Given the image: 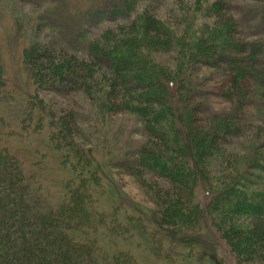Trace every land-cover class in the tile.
Segmentation results:
<instances>
[{
    "label": "trees",
    "instance_id": "1",
    "mask_svg": "<svg viewBox=\"0 0 264 264\" xmlns=\"http://www.w3.org/2000/svg\"><path fill=\"white\" fill-rule=\"evenodd\" d=\"M20 1L47 6L27 32L15 20L23 96L5 90L0 54V264H138V251L224 264L221 250L229 264H264V0H193L197 14L176 1L167 20L166 0H100L76 14L59 0ZM214 90L226 108L208 104ZM42 91L80 92L97 122L133 115L143 140L97 160L102 148L83 142L89 124L73 110L56 116ZM25 141L41 159L60 156L58 177L18 153ZM110 169L152 207L118 191Z\"/></svg>",
    "mask_w": 264,
    "mask_h": 264
},
{
    "label": "rangeland",
    "instance_id": "2",
    "mask_svg": "<svg viewBox=\"0 0 264 264\" xmlns=\"http://www.w3.org/2000/svg\"><path fill=\"white\" fill-rule=\"evenodd\" d=\"M52 1L54 0H49L48 2L50 3ZM99 1L100 0H59L58 2H54L62 5L67 14H76L79 12L78 10H82L81 8L84 6L90 10L95 9ZM176 1L183 4V6H185L184 10H187L190 14H197L194 12L196 9L193 7V0H166L162 5L158 6V15L162 19L167 20L168 13L171 8H177L175 5ZM94 2H97L96 7L91 6ZM235 2L240 3L241 0H235ZM46 6L47 4L45 3L34 5L33 3L23 2L20 0H0V54L6 79L5 90L10 92L12 96L21 97L24 95L26 90H31L28 76L25 69L21 65V50L25 45V38L18 33L15 20H19L22 27L25 28L23 31L27 32L28 29L24 25L25 19L29 18L26 26H32L31 24L33 21L31 18H37ZM253 17L255 18L254 14ZM200 19L201 18L198 20ZM118 22H122V19L114 21L109 20L104 23L105 25L109 24L112 26ZM40 26H42L43 30L39 33V37H42L43 33H46V37L48 36L47 34L52 36L53 33L46 30L45 25ZM65 28L68 29V27ZM60 30H62V27H60ZM254 31H257L256 28H254ZM92 32H95V28L92 29ZM153 55L155 58L159 59L168 58V56L163 53H154ZM218 82L219 80L217 79V83H212L216 86L218 85ZM215 92L216 93L209 95L210 98L208 99V104L215 110L226 108L227 104L225 101L220 98L217 91ZM40 94L43 96L46 105L53 108L56 116H59L63 111L73 110L80 119L79 121L81 126L86 125L82 122H87L89 124L83 127V142L85 144L92 145L98 144L99 148L97 149L102 148L100 151L103 153L97 154L95 157L97 160H100L102 156L103 159L106 160V155L104 153L105 150L107 153H111L116 156V154L118 155L121 150H124V152L131 151L143 140L139 123L133 115L128 113L116 114L106 118L105 121L100 120L99 122L98 120L97 122L92 102L80 92H74L64 97L45 91L40 92ZM89 137L91 138L88 139ZM26 142L27 141H25L24 145H21L22 143H20L21 147L18 149V153L22 152L24 156L27 155L29 157H31V154L34 159H41L40 153H37V151L33 148H30L28 151H24ZM56 157L53 156L51 149H49V154H44L41 159V168L43 167V161L46 162L42 171L44 179L47 181L53 180L55 177L60 175L58 172L59 168L53 164V158ZM110 174L112 175L111 178L114 179V183L118 191L122 192L125 197H128L131 202H135L134 204H142V206L146 205L152 207L151 202L148 200L149 198L145 195L146 193L134 179L127 175H123V173L117 169H110ZM202 231H204V229H202ZM210 233L212 234L211 231ZM135 237L139 240V237ZM216 239H218L217 236L214 238L213 235L210 241L214 243V240ZM147 252H137L136 259L138 264H163V261L154 256L153 253L149 252L148 254ZM218 253L217 255L220 254L225 259L224 264L230 263L231 258L229 256V252L221 250L220 253ZM215 261H217V259Z\"/></svg>",
    "mask_w": 264,
    "mask_h": 264
}]
</instances>
